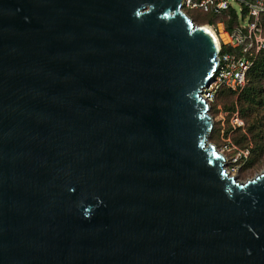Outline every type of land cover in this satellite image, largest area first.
Segmentation results:
<instances>
[{"label":"water","instance_id":"1","mask_svg":"<svg viewBox=\"0 0 264 264\" xmlns=\"http://www.w3.org/2000/svg\"><path fill=\"white\" fill-rule=\"evenodd\" d=\"M219 50L182 0H0V264H264V171L209 142Z\"/></svg>","mask_w":264,"mask_h":264},{"label":"built area","instance_id":"2","mask_svg":"<svg viewBox=\"0 0 264 264\" xmlns=\"http://www.w3.org/2000/svg\"><path fill=\"white\" fill-rule=\"evenodd\" d=\"M237 4L238 10L234 7ZM183 9L210 12L214 15L226 13V19H232L231 10L243 23L224 31L229 40L220 43L219 64L211 82L202 88V95L211 104L222 88L240 92L246 85L247 73L264 50V0H182ZM236 124H243L238 116ZM226 158V156H225ZM227 159H225V162ZM226 169L232 174L229 168Z\"/></svg>","mask_w":264,"mask_h":264},{"label":"trees","instance_id":"3","mask_svg":"<svg viewBox=\"0 0 264 264\" xmlns=\"http://www.w3.org/2000/svg\"><path fill=\"white\" fill-rule=\"evenodd\" d=\"M193 20H199L200 17H193L195 13L187 11ZM232 19H226V13L214 15L210 12H199L205 17H208V23H213L215 19L224 22L226 29L230 30L238 23L237 15L234 10H231ZM264 24V14L262 15ZM237 96V104H239L241 115L245 121V132H242V127H238L237 133L233 136L234 142L241 148L250 147V159L244 167V170L255 166L258 157L264 151V50L261 51L254 65L247 73L246 85L240 92H235L227 88H222L218 91L215 102L219 99H232ZM232 103V101L230 102ZM227 104V103H226ZM231 105H225L226 108L231 109ZM213 106L210 110H212Z\"/></svg>","mask_w":264,"mask_h":264},{"label":"rangeland","instance_id":"4","mask_svg":"<svg viewBox=\"0 0 264 264\" xmlns=\"http://www.w3.org/2000/svg\"><path fill=\"white\" fill-rule=\"evenodd\" d=\"M234 7L238 10L239 6L237 4ZM195 13L192 15L193 17H200V19L195 20L198 24H206L211 26L217 34L220 36L222 21L215 19L213 23H208V17H205L201 14L202 11L199 10H187ZM240 24L243 23V20L238 19ZM229 40V38H228ZM237 96L232 99H219L218 101H213L210 106L212 110H210V114L214 120V126L209 135V142L214 143L218 149L226 156V166L232 172V174L236 175L239 180L245 181L249 178L254 177L256 174L264 171V151L258 157L257 162L254 167L244 170L245 165L250 159L251 155V147L241 148L239 147L233 140V136L237 133L238 127H242V132H245V121L241 115V110L239 104H237ZM234 105L231 109L226 108L225 105ZM227 103V104H226ZM264 114V112H263ZM236 116L243 122V124L239 125L235 123ZM225 166V167H226Z\"/></svg>","mask_w":264,"mask_h":264},{"label":"bare ground","instance_id":"5","mask_svg":"<svg viewBox=\"0 0 264 264\" xmlns=\"http://www.w3.org/2000/svg\"><path fill=\"white\" fill-rule=\"evenodd\" d=\"M219 25H221L220 36L217 34V32H216L211 26H209V27H210V29L213 31V33H214V35H215V37H216V39H217V41H218L219 43H221L222 41L227 42L229 36H228V34L224 31L223 24L220 23Z\"/></svg>","mask_w":264,"mask_h":264}]
</instances>
